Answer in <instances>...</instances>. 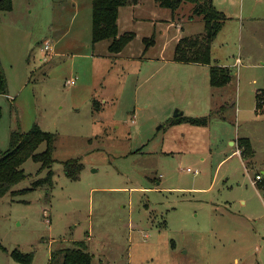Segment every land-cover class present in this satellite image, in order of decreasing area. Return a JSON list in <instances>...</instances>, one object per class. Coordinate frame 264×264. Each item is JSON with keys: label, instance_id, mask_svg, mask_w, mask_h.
I'll return each instance as SVG.
<instances>
[{"label": "rangeland", "instance_id": "1", "mask_svg": "<svg viewBox=\"0 0 264 264\" xmlns=\"http://www.w3.org/2000/svg\"><path fill=\"white\" fill-rule=\"evenodd\" d=\"M213 3L226 21L210 65L175 61L180 41L206 36L192 3L120 8L119 36L134 34L120 55L93 43V0L0 10V159L36 126L56 147L50 189L34 188L48 170L30 158L18 193L0 199V264H51L77 241L92 264H264V180L253 184L264 177V0ZM216 60L232 72L223 88L210 85ZM177 112L210 120L172 125ZM239 137L255 152L248 170L233 155ZM73 161L79 179L66 174Z\"/></svg>", "mask_w": 264, "mask_h": 264}, {"label": "trees", "instance_id": "2", "mask_svg": "<svg viewBox=\"0 0 264 264\" xmlns=\"http://www.w3.org/2000/svg\"><path fill=\"white\" fill-rule=\"evenodd\" d=\"M139 0H93V43L105 40L110 41L109 51L119 55L134 39V34L119 36V11L126 6L137 5ZM159 5L173 11L179 10L184 4L192 3L194 14L203 18L206 28V36L186 38L180 41L176 48V62L197 65H210L212 63V45L225 24V17L215 8L213 0H157ZM0 10L10 12L12 0H0ZM233 81L232 72L228 68L214 65L210 67V85L213 88H223ZM8 92L6 78L0 67V94ZM257 111L264 116V92L257 95ZM208 118L192 119L178 118L173 124L187 122L194 126H206ZM45 143L47 149L43 153H37L38 148ZM241 156L244 160L254 157L251 142L247 138L239 140ZM55 137L44 132L39 127H34L27 134L14 133L11 137V149L0 159V199L9 193L15 195L18 191L13 188L24 181L27 175L22 168L26 161L32 158L41 164L39 174L48 170L47 177L35 183L34 188H48L53 185L52 166L55 163L53 153L55 151ZM76 161L65 164L66 174L73 179H79L82 167ZM24 193L29 190H23ZM22 192V191H21ZM14 260L28 263V256L18 252L13 254ZM93 255L89 251L86 241H77L70 246L60 248L52 252L51 264H92Z\"/></svg>", "mask_w": 264, "mask_h": 264}, {"label": "crops", "instance_id": "3", "mask_svg": "<svg viewBox=\"0 0 264 264\" xmlns=\"http://www.w3.org/2000/svg\"><path fill=\"white\" fill-rule=\"evenodd\" d=\"M120 55V54H119ZM217 62H215V64L214 65H219V62H218V60H216ZM242 60L241 59H236L235 60V63H234V65H233V67H235L236 66V64L238 63V66L239 65H241V62ZM214 65H212V66H214ZM220 66V65H219ZM231 66V65H230ZM220 67H223V68H228L229 66L228 65H221ZM228 69H230V67L228 68ZM76 81V80H75ZM257 111V110H256ZM258 112V111H257ZM259 115H262V114H259ZM263 116V115H262ZM182 118H183V115H182ZM210 120V119H209ZM183 122H185V121H183ZM182 122H180V123H177V124H181ZM172 125H176V124H173L172 123ZM208 125V124H207ZM206 125V126H207ZM198 127H200V126H198ZM241 138L239 137V138H237L236 139V141H232L231 142V146L232 147H234L235 148V151L233 152V155H240L241 156V150H240V147H239V140H240ZM247 139H249V138H247ZM250 140V139H249ZM251 142V141H250ZM252 144V143H251ZM254 154H255V152H254ZM255 156V155H254ZM241 158H242V161L244 162V164H245V167H246V169L248 170V165L251 163H253V161H252V159H249V160H244L243 159V157L241 156ZM254 158V157H253ZM252 167V166H251ZM257 176H261L260 174H257L256 175V178H257ZM262 180H264V177L262 176V179L261 180H259V181H257V180H255V181H253V184L254 185H257L258 186V184H260L259 182H261ZM255 182V183H254Z\"/></svg>", "mask_w": 264, "mask_h": 264}, {"label": "built area", "instance_id": "4", "mask_svg": "<svg viewBox=\"0 0 264 264\" xmlns=\"http://www.w3.org/2000/svg\"><path fill=\"white\" fill-rule=\"evenodd\" d=\"M45 51H50L51 49H52V44L50 43V42H46L45 43ZM76 84V81L75 80H72L71 81V85H75ZM188 172H191V170L190 169H188ZM262 179V177L261 176H257V178H256V180L257 181H259V180H261ZM255 183V182H254Z\"/></svg>", "mask_w": 264, "mask_h": 264}, {"label": "water", "instance_id": "5", "mask_svg": "<svg viewBox=\"0 0 264 264\" xmlns=\"http://www.w3.org/2000/svg\"><path fill=\"white\" fill-rule=\"evenodd\" d=\"M183 114L182 113H176V117H178V116H182Z\"/></svg>", "mask_w": 264, "mask_h": 264}]
</instances>
